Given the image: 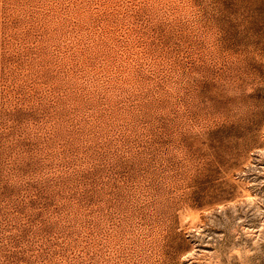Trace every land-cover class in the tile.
I'll return each instance as SVG.
<instances>
[{"label":"rangeland","instance_id":"obj_1","mask_svg":"<svg viewBox=\"0 0 264 264\" xmlns=\"http://www.w3.org/2000/svg\"><path fill=\"white\" fill-rule=\"evenodd\" d=\"M0 264H264V0H0Z\"/></svg>","mask_w":264,"mask_h":264}]
</instances>
